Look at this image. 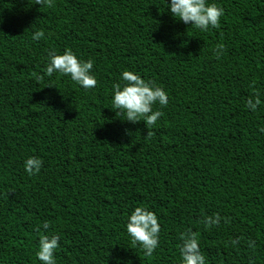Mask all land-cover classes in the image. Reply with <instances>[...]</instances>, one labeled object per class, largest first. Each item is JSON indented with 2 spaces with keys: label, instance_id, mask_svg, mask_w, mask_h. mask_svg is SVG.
I'll use <instances>...</instances> for the list:
<instances>
[{
  "label": "trees",
  "instance_id": "16d2710c",
  "mask_svg": "<svg viewBox=\"0 0 264 264\" xmlns=\"http://www.w3.org/2000/svg\"><path fill=\"white\" fill-rule=\"evenodd\" d=\"M33 3L0 0V264H41V235L59 236L56 264H182L189 229L206 264H264V0H208L224 9L208 31L170 0ZM66 48L94 61L95 88L33 76ZM125 70L168 93L151 138L112 110ZM136 207L158 218L152 256L126 230Z\"/></svg>",
  "mask_w": 264,
  "mask_h": 264
},
{
  "label": "clouds",
  "instance_id": "9594fccd",
  "mask_svg": "<svg viewBox=\"0 0 264 264\" xmlns=\"http://www.w3.org/2000/svg\"><path fill=\"white\" fill-rule=\"evenodd\" d=\"M33 4L48 8L54 6L53 0H34ZM168 8L174 18L201 31L219 28L221 17L224 15L222 7L215 3H208V0H170ZM42 38H44L43 30H37L32 36V39L37 41ZM224 49L223 44L216 45L214 54L217 59L223 54ZM93 64L94 61L91 59L87 61L78 59L69 48H66L63 54H57L53 50L49 53V60L43 75L33 73V76L37 81H42L44 76L51 77L54 73H59L62 76H70L73 82L84 89H92L97 85V80L92 74ZM121 79L124 81L123 85L120 83L112 85V110L116 112L117 116L124 115V120L129 122L143 121L148 129L146 137H153L155 133L150 129L164 115L161 110H154L153 106L158 104L161 108L166 107L169 102L168 93L156 86L153 81H145L132 71H123ZM52 86L54 85L46 87ZM261 103L259 93L256 92L253 97L248 98L246 106L254 112ZM260 131L264 132V128ZM42 165V159L33 156L25 161L24 168L28 175L32 176L40 172ZM220 219L219 214H213V216H205L202 222L204 227L208 229L217 225ZM42 227L47 230L50 223L44 221ZM126 230L133 247L139 245L145 256H152L159 246L160 225L156 214L147 208L136 207L128 218ZM37 231L39 232L40 228H37ZM180 239L182 244L179 251L182 264H206L205 256L199 247L198 233L189 229L180 234ZM58 247L59 236L41 235L36 252L41 264H56L54 253Z\"/></svg>",
  "mask_w": 264,
  "mask_h": 264
}]
</instances>
